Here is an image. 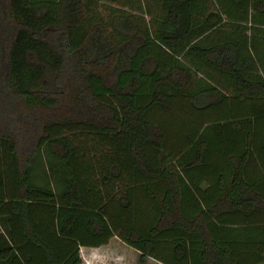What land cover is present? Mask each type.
I'll use <instances>...</instances> for the list:
<instances>
[{
  "label": "trees",
  "instance_id": "1",
  "mask_svg": "<svg viewBox=\"0 0 264 264\" xmlns=\"http://www.w3.org/2000/svg\"><path fill=\"white\" fill-rule=\"evenodd\" d=\"M113 235L264 264V0H0V264Z\"/></svg>",
  "mask_w": 264,
  "mask_h": 264
},
{
  "label": "rangeland",
  "instance_id": "2",
  "mask_svg": "<svg viewBox=\"0 0 264 264\" xmlns=\"http://www.w3.org/2000/svg\"><path fill=\"white\" fill-rule=\"evenodd\" d=\"M125 243V242H124ZM123 243L121 242V240L114 236L112 237L107 244H105L104 246L100 247V253H98V255L100 256H95V261L91 264H120L122 263V261H126V260H131V263L132 264H136L137 261H136V258H135V254H136V251L135 249L126 244L125 245L128 247H125L122 245ZM130 248V249H129ZM131 248L133 250H131ZM109 252V254H111L112 256H114L113 258H107L108 255L107 253ZM114 253V254H113ZM86 255V252L85 254H82V256H85ZM81 256L80 254V259H81V262L79 264H83V257ZM100 258H104L103 261H98ZM83 259V260H82ZM105 260V261H104ZM121 260V262H120ZM136 262V263H135ZM145 262L148 263V264H160L156 261H154L153 259L149 258V257H146L145 258Z\"/></svg>",
  "mask_w": 264,
  "mask_h": 264
},
{
  "label": "crops",
  "instance_id": "3",
  "mask_svg": "<svg viewBox=\"0 0 264 264\" xmlns=\"http://www.w3.org/2000/svg\"><path fill=\"white\" fill-rule=\"evenodd\" d=\"M249 171H251V172H249ZM261 172V163H260V160L258 159V157L256 156V157H254V159L252 160V162H251V169H249L248 170V173L250 174V173H252L253 175H254V173H256V175H259V173ZM253 175H251V177L253 176ZM254 177V176H253ZM213 184V185H211V184ZM211 185V190L212 191H214V192H218L219 191V193H221V190L223 189V187H217V185L215 184V181L213 180L212 182H211V180L208 178V179H206L205 178V180H201V182H200V187H201V189H202V192H204L205 191V188L208 186V185ZM209 188V187H208ZM208 190V189H207ZM112 237H114V235L113 236H110L109 238H108V240H107V242H105V243H102V244H99V245H97V246H89V245H79L78 246V252H79V256H80V254H81V256H82V254H85V252H86V255L85 256H82L83 257V264H91V263H93L94 261H95V256H97L98 255V253H100V247H102V246H104L105 244H107L108 243V241L112 238ZM123 244V246H125V247H127L126 245H125V243L123 242V241H121ZM128 248V247H127ZM130 249V248H129ZM131 250H133L132 248H131ZM136 251V250H135ZM108 255H110V256H108L107 258H113L114 256H112L111 254H109V252L107 253ZM114 254V253H113ZM136 254H137V252H136ZM135 254V255H136ZM98 256H100V255H98ZM135 258H136V256H135ZM149 258H151V257H149ZM104 259V258H103ZM103 259L102 258H100L98 261H103ZM151 259H153V258H151ZM154 261H156V262H158V263H160L161 264V262L160 261H158V260H155V259H153ZM105 261V260H104ZM80 262H81V259H80ZM120 262H121V260H120ZM136 263V262H135ZM120 264H132L131 263V260H124V261H122V263H120Z\"/></svg>",
  "mask_w": 264,
  "mask_h": 264
}]
</instances>
